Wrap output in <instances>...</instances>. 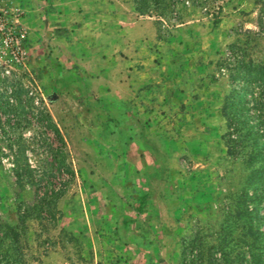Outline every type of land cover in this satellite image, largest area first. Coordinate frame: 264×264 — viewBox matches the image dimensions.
I'll use <instances>...</instances> for the list:
<instances>
[{"label": "rangeland", "instance_id": "obj_1", "mask_svg": "<svg viewBox=\"0 0 264 264\" xmlns=\"http://www.w3.org/2000/svg\"><path fill=\"white\" fill-rule=\"evenodd\" d=\"M220 2L216 23L211 9L207 15L190 2L178 4L183 23L170 34L155 16L134 8L154 30L140 56L146 63L137 68L144 70L139 77L147 79L149 95L140 110L123 100L93 99L99 89L91 78L101 75L82 67L36 62L29 51L26 66L0 56V76L22 77L43 99L75 176L58 200L54 228L41 232L36 220L27 221L30 264H181L182 239L197 232L206 248L242 190L264 231L261 177L227 152L222 105L228 73L223 63L217 66L230 43L247 42L249 56L261 57L264 37L254 35L260 1ZM132 33L146 36L138 28ZM128 54L119 49L117 64L104 74L125 81L128 68L120 60ZM2 164L10 166L6 158ZM3 171L0 213L11 214L16 202Z\"/></svg>", "mask_w": 264, "mask_h": 264}, {"label": "trees", "instance_id": "obj_2", "mask_svg": "<svg viewBox=\"0 0 264 264\" xmlns=\"http://www.w3.org/2000/svg\"><path fill=\"white\" fill-rule=\"evenodd\" d=\"M220 1L133 2L139 15L155 16L170 34L183 23L178 4L190 2L205 8L207 15L211 9L210 19L216 23L223 7ZM259 1L254 35L264 37V0ZM221 63L229 85L222 105L227 152L258 173L264 189V51L254 59L247 42L230 43L217 66ZM27 131L31 132L26 136ZM67 156L63 133L35 89L12 73L0 76V170L16 202L13 213H0V264H30L24 253L28 220H36L41 232L55 227L60 216L58 200L69 192L75 177ZM2 158L10 164L7 169ZM232 197L228 219L222 221L212 243L205 248L197 232L182 239L181 264H264V231L250 216V201L244 190Z\"/></svg>", "mask_w": 264, "mask_h": 264}, {"label": "crops", "instance_id": "obj_3", "mask_svg": "<svg viewBox=\"0 0 264 264\" xmlns=\"http://www.w3.org/2000/svg\"><path fill=\"white\" fill-rule=\"evenodd\" d=\"M7 7L21 5L26 10L22 22L27 28L28 48L36 62L61 63L82 67L101 75L91 78L98 85L93 99L130 102L140 110L148 102L147 79L139 77L146 63L140 58L146 43L153 37V22L134 16L128 0H1ZM84 9V11H81ZM135 28L146 36H135ZM143 37V39H141ZM143 40V41H142ZM139 45L137 51L133 45ZM119 49L129 52L122 65L127 66L126 80H112L104 74L117 63ZM107 83V84H106ZM118 83L120 86H118ZM95 85V86H96ZM117 87H125L122 94ZM93 88V87H92ZM104 89V90H103ZM89 92V91H88ZM91 95V94H90ZM86 96V95H84ZM118 109V108H117Z\"/></svg>", "mask_w": 264, "mask_h": 264}, {"label": "built area", "instance_id": "obj_4", "mask_svg": "<svg viewBox=\"0 0 264 264\" xmlns=\"http://www.w3.org/2000/svg\"><path fill=\"white\" fill-rule=\"evenodd\" d=\"M25 15L21 5L11 8L0 0V56L8 55L17 66H26L28 59L27 28L22 22Z\"/></svg>", "mask_w": 264, "mask_h": 264}]
</instances>
